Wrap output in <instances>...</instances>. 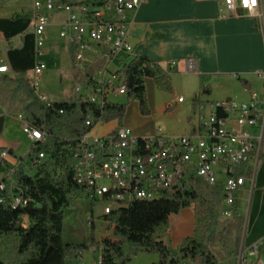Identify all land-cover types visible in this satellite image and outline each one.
<instances>
[{
    "label": "built area",
    "instance_id": "obj_1",
    "mask_svg": "<svg viewBox=\"0 0 264 264\" xmlns=\"http://www.w3.org/2000/svg\"><path fill=\"white\" fill-rule=\"evenodd\" d=\"M146 1L33 0L31 24L37 63L30 86L38 100L52 104L41 90V77L47 68L41 58L46 55L47 28L55 11L66 15L59 35L73 51L78 75L74 93L77 98L87 97L89 103L90 98H98V105L102 106L127 90L126 78L121 86L109 85V77L116 71L110 65L121 59L122 69L129 60L137 58L129 33L135 14ZM257 7L258 0H225L223 11L234 14L238 8L252 11ZM168 66L171 73L176 62ZM189 67L194 68V63H189ZM0 71H10L3 59ZM82 81H89V96H82ZM183 101L180 96L178 102ZM194 108L190 130L184 134L171 133L162 126L147 136H136L122 125L105 135H96L92 129L80 139L74 153V183L84 190V196L104 203L103 215L136 201H153V195L185 196L199 187L222 186L219 214L233 219L237 195L254 177L262 156L264 114L259 109L258 96L253 94L249 101L229 98L211 102L197 97ZM20 119L33 143L46 141L47 134L30 126L21 115ZM93 123L89 115L86 124ZM43 157L41 153L40 158ZM38 162L35 159L33 164ZM17 170L8 169L0 184L13 193V202L26 205L30 199L24 191L13 192ZM263 246L264 237L241 248L236 264H264L260 258Z\"/></svg>",
    "mask_w": 264,
    "mask_h": 264
},
{
    "label": "crops",
    "instance_id": "obj_2",
    "mask_svg": "<svg viewBox=\"0 0 264 264\" xmlns=\"http://www.w3.org/2000/svg\"><path fill=\"white\" fill-rule=\"evenodd\" d=\"M4 1L0 0V51L10 71L3 74L16 77L25 72L31 83L37 63L35 34L31 24L32 5L26 10L16 3L20 0L9 2L6 6L3 5ZM224 1L147 0L141 5L133 18L129 42L137 56H145L167 70L170 62H176V67L170 73L173 91H161L153 79H148L146 88L150 114H142L139 104L133 101L132 105L129 104L124 121L101 122L93 128L94 134L105 135L119 125L129 128L136 136L150 135L157 126L171 133H187L190 130L189 117L194 112V100L197 97L205 102L229 98L249 101L256 94L259 109L264 114V0H258V7L252 11L238 8L234 14L223 11ZM65 17L63 12H54L47 28L46 46L49 31L58 27L59 34L60 24ZM60 39L66 44L67 57H62V51L53 47L47 48L46 54H50L52 59L64 60L63 69L66 70L69 63L73 66V51L65 39ZM41 59L45 61V56ZM189 63H194V68H190ZM123 64L121 59H115L110 68L117 72ZM70 76V82L74 84L78 76L76 70ZM68 89L69 85L66 90L69 92L65 95L72 99H63L61 96L64 92H56L55 98H50L45 89L43 93L51 103L72 101L76 95H68ZM180 96L184 97L183 102H178ZM125 97L123 103L128 102L127 95ZM20 115H23L22 109L0 101V183L5 179L8 169L17 168L26 172L30 168L36 170L30 157V150L35 143L23 131ZM261 123L264 125L263 121ZM189 210L171 215L169 228L164 229L169 237L168 240H162L168 245L171 243L170 249L175 255H178V245L183 238L193 232L194 218L191 224ZM244 211L248 213V220L240 249L264 237V156L254 177L246 181L237 195L236 215L241 217ZM93 225L99 229L96 241L113 233L109 224L101 219L93 221ZM240 249L236 253V262ZM260 258L264 263V246L261 247ZM157 261L159 257L153 263ZM100 262V253L95 246H91L65 264ZM180 264L195 263L186 259Z\"/></svg>",
    "mask_w": 264,
    "mask_h": 264
},
{
    "label": "trees",
    "instance_id": "obj_3",
    "mask_svg": "<svg viewBox=\"0 0 264 264\" xmlns=\"http://www.w3.org/2000/svg\"><path fill=\"white\" fill-rule=\"evenodd\" d=\"M119 72L122 81L126 78L128 102H109L102 106L89 103L87 97L45 104L36 97L25 72L16 77L0 73V82H10L16 94L25 96L22 106L25 121L47 134L45 142H36L30 150L33 162L39 160L33 165L35 172L30 174L18 169L15 174L13 192L22 189L29 202L17 204L13 202V193L0 190V264H65L91 246L100 253L101 264H127L131 260L127 247L134 250L133 255L157 254V264H180L186 259L195 264H220L214 247L236 253L240 249L243 219L235 215L226 222L220 220L222 186L199 187L185 196L160 195L153 201H136L101 217L112 228V235L89 245L63 240L65 210L76 198L84 196V190L73 181L72 169L80 139L99 121L121 123L130 101L139 104L142 114H150L148 79H153L161 91H173L170 72L145 56L129 60ZM89 115L94 119L92 125L86 124ZM41 153H44L43 158H40ZM263 156L264 137L260 161ZM1 196L4 199L1 200ZM191 208L194 209L193 232L183 238L175 255L169 245L159 239V230L169 228L171 215ZM91 225L93 228V222ZM6 240L14 243L12 257L4 256L2 244Z\"/></svg>",
    "mask_w": 264,
    "mask_h": 264
},
{
    "label": "rangeland",
    "instance_id": "obj_4",
    "mask_svg": "<svg viewBox=\"0 0 264 264\" xmlns=\"http://www.w3.org/2000/svg\"><path fill=\"white\" fill-rule=\"evenodd\" d=\"M9 2H16L14 0H6L4 1L3 5L6 6ZM33 0H20V2H16L17 4H20L23 6L24 9H28L32 5ZM49 42L46 46L47 48L53 47L54 49H60L62 51L63 56L67 57V47L66 44L60 39L58 34V27H53L51 31H49ZM69 57V56H68ZM70 60V58L68 59ZM45 61L48 64V68L45 71V73L42 76L41 80V90L45 89L48 93V96L51 98H55V93L60 92L63 93V99H68L69 97L65 94L69 91L67 90V85H69L70 94L73 95L74 91V84L70 82L71 76L70 74L74 73V70H76L74 61L73 66L67 65V69L64 70V60L61 59H52L50 57V54L47 56L45 55ZM58 64V65H57ZM63 69V71H62ZM61 72V81L60 80V73ZM66 79L68 81L66 85ZM66 91V92H65ZM168 93V92H167ZM125 95L122 94L119 96H112V102L113 103H123L126 100ZM59 97V95H58ZM111 97V98H112ZM69 99H72L71 97ZM0 101L3 104H8L11 107H17L22 109L23 103L25 102V96L23 94H16L14 87L10 82H0ZM54 103V102H53ZM127 103V102H126ZM130 105L133 104V101L129 102ZM129 105V106H130ZM193 114L189 117L190 119L193 117ZM124 121V120H123ZM189 123V122H188ZM27 164L25 165V167ZM29 166V165H28ZM27 171L31 174L35 172L33 169H27ZM251 197V194H249V198ZM239 205V203H238ZM103 209H104V203L100 201H94L91 198L87 196L78 197L76 198L70 207H68L65 210L64 218H63V224H62V236L63 240L66 243H72L77 245H89L91 242L96 241L99 235V229L95 225L92 228L91 222H97L98 219H101L103 216ZM220 211V209H218ZM183 212V211H182ZM101 215V216H100ZM189 215H191V224H193L194 218V209L191 208L189 210ZM91 217L88 219V217ZM220 220L222 222L228 221L227 219H224L220 214ZM241 218L243 219V228H242V239L245 235L247 220H248V213L247 212H241ZM102 220V219H101ZM168 234L164 229L159 230V239H166L168 240ZM241 239V242H242ZM172 246L171 243H169V247ZM2 250L4 252V256L12 257L15 255V248L14 243L12 240H6L2 244ZM86 251V250H85ZM133 249L130 247H127V253L131 255V260L127 264H157L153 263L154 259H158L157 254L153 253H139L138 255H133ZM215 254L219 258L220 264H235L236 262V251H224L220 246L214 247ZM155 257V258H154Z\"/></svg>",
    "mask_w": 264,
    "mask_h": 264
},
{
    "label": "bare ground",
    "instance_id": "obj_5",
    "mask_svg": "<svg viewBox=\"0 0 264 264\" xmlns=\"http://www.w3.org/2000/svg\"><path fill=\"white\" fill-rule=\"evenodd\" d=\"M0 73H7V72H1ZM122 76L120 75V72H113L112 77H109V85L113 86H121L122 85ZM126 93V90L122 92V94ZM82 95L89 96V81H82ZM90 101L98 104V98H90ZM23 118V115H21ZM26 118V117H25ZM27 123V122H26ZM33 124H30L32 126ZM39 129V128H38ZM41 134H45L40 130ZM0 190H5V184H0ZM160 195H153V199L159 197ZM17 204L20 202H16Z\"/></svg>",
    "mask_w": 264,
    "mask_h": 264
}]
</instances>
